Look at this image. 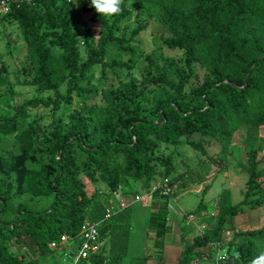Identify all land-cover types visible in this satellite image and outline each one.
Segmentation results:
<instances>
[{
	"label": "trees",
	"instance_id": "16d2710c",
	"mask_svg": "<svg viewBox=\"0 0 264 264\" xmlns=\"http://www.w3.org/2000/svg\"><path fill=\"white\" fill-rule=\"evenodd\" d=\"M147 1L124 0L121 14L112 16L111 23L91 6H84L83 12L92 13L90 21L99 24L105 32L98 50L84 41L89 58L83 64H80V38L71 29L73 14L63 0H32L31 6L40 8L39 11L12 2L10 12L3 16L17 22L26 45V60L33 74L28 84L52 92L53 96L25 100L13 109L12 114L0 111V139L14 138L19 146L18 155L4 157L0 154V264H39L13 254L12 245L28 241L40 257H45L52 253L48 245L62 235L75 237L82 225L103 219L106 209L88 196L81 174L90 180L99 178L111 190L126 187L130 181L141 182L148 190L155 178L163 175L164 186L154 189L150 195L153 211L147 227L153 239L154 259L162 260L164 239L171 230L167 222L169 199L186 193L192 185L205 182L204 173L211 171L213 162L200 161L195 167L172 176L175 172L173 158L170 154H156L157 144L165 147L186 144L206 156L202 142L206 139L221 147L215 159L224 162L232 138L240 128H264V32L257 33L255 28L249 27L255 5L260 0H190L191 6L181 3L163 7L166 17L163 24L171 34L163 44L183 52L184 68L177 82L168 79L157 65L159 75L145 80L147 84L165 86L174 94L167 93L155 100L145 112L137 102L138 86L129 82L124 93H104L103 106L70 116L66 130L59 124L54 125L52 133L44 137L43 142L37 140L32 129H26L18 136V124L29 119L30 111H58L62 103L71 104L72 94L81 91L79 83L86 79L91 67L100 65L103 74L109 68L130 67L127 63H105L106 45L113 43L121 52L133 53L127 43L143 32L146 25L138 24L129 38L115 36V31L117 24L132 13L126 7L127 3L141 5ZM140 16L136 15L137 18ZM203 32L211 34L214 40L212 79L194 91L196 102L189 105L183 102L184 88L195 75V65L201 63ZM51 48L60 51V65L54 60ZM247 50L257 53L258 57L248 58ZM7 75L0 53V87L7 83ZM63 84L66 85L65 94L59 90ZM194 135L201 140H183ZM90 137H96V140L90 141ZM38 162H41L38 170L26 168L28 163ZM248 165L242 201L234 205L229 190L222 191L214 227L186 245L176 264H191L199 248L220 243L222 231L243 208L255 210L263 205L264 192L259 181L262 173L258 171L255 152L249 153ZM13 184L16 185L14 191ZM210 189L209 185L204 187L201 200L191 215L204 210L203 198ZM19 196H28L29 201L46 199L49 205L42 211H32L19 203L15 206L14 217L5 219L12 199ZM130 230L131 208L114 212L100 230L102 240L109 243L107 254L104 256L102 251L90 258L89 264H119L127 254ZM257 235H264V227L239 233L237 236L246 239L232 251L227 248L225 264H250L258 256L254 242Z\"/></svg>",
	"mask_w": 264,
	"mask_h": 264
},
{
	"label": "rangeland",
	"instance_id": "374dc122",
	"mask_svg": "<svg viewBox=\"0 0 264 264\" xmlns=\"http://www.w3.org/2000/svg\"><path fill=\"white\" fill-rule=\"evenodd\" d=\"M26 5L33 10L39 11L40 8L31 6L28 0H12ZM68 9L73 14L71 29L80 38V64L85 63L89 58V52L84 44L87 40L94 50H98V45L103 37L105 30L99 25L90 21L92 13L83 12L84 6H90V0H78V7L75 0H63ZM181 3L191 6L190 0H148L145 4L134 5L133 2L127 3L126 7L131 10V15L117 24L115 36L129 38L130 33L138 24L146 25L143 32L138 33L133 41L127 44L132 47L133 53L121 52L116 44L106 45V55L104 62L107 64L127 63L129 68L115 67L106 69L102 73L100 65L89 69L87 77L79 83L81 91L72 94V103H62L58 111L51 109H37L30 111V117L26 121L18 124V136L26 129H32L39 142H43L44 137H49L56 124L62 126L64 130L69 125V117L86 111L91 107L104 105L103 94L114 92H125V86L129 82H135L138 86L137 102L141 108L147 112L155 100L164 97L167 93L174 94L172 90L165 86L145 83L146 79L159 75L155 65L160 67L168 79L177 82L179 75L183 71V52L178 49H170L163 44V40L171 37L164 27L163 7L178 6ZM131 6L129 7V5ZM31 6V7H30ZM264 0H260L255 5L254 17L250 28H255L258 32H264ZM137 14H141L139 18ZM116 16V15H115ZM108 22H112V17H106ZM249 24V23H248ZM247 24V25H248ZM214 40L211 34L203 32L201 39V63L195 65V75L187 82L184 88L183 102L195 104L194 91L207 85L212 79L211 67L214 61L212 48ZM54 60L60 65L61 53L57 48H51ZM27 48L23 42L21 32L16 21H9L0 16V53L7 67V83L0 87V111L12 114L13 109L25 100H30L36 96L47 98L52 97L53 93L42 91L35 86L28 84L33 79L27 60ZM248 58L258 57V54L246 51ZM149 56V58H147ZM60 93H66V85L60 86ZM128 103V102H127ZM130 105V103H129ZM90 141L96 137H90ZM185 140L199 141L198 136H189ZM207 152L202 156L197 151L191 149L186 144L173 147H165L157 144L156 154H170L173 158L175 172L172 176L183 173L187 168L195 167L200 161H212L211 171L204 173L205 182L200 185H192L190 189L169 199L168 225L170 233L165 236L164 247L162 250V260H155L152 237L148 233V219L153 211L150 208V195L154 189L163 187L165 179L162 174L158 175L151 183L148 190L143 188L141 182L130 181L126 187H119L111 190L97 178L90 180L84 174L80 175L85 184L88 196L102 204L111 212L120 211L125 207L131 208V230L128 240L127 254L119 264H136L143 261L144 264H176L183 248L188 245L195 237L202 236L205 231L213 228L214 218L218 212V197L224 190H229L232 204L236 205L243 199L245 183L248 179V160L249 153L255 152L258 162V171L262 173L260 178L261 189L264 192V128L246 126L240 128L233 136L229 147L226 161L218 162L215 156L220 152L221 147L214 142L202 140ZM0 154L2 156L18 155L19 146L14 138L0 139ZM79 154V153H78ZM80 159L84 161V157ZM38 163H28L26 168L38 170ZM211 163V162H210ZM160 170V169H159ZM161 171V170H160ZM14 181V179H13ZM211 189L203 198L204 210L197 215L191 212L198 206L201 200V193L205 186ZM13 184L12 191L15 189ZM23 203L32 211H42L49 205V200L34 199L28 200V196L14 197L10 203L9 210L4 216L5 219L14 217L15 206ZM264 227V203L255 210H243L228 224L220 235L219 242L224 248L230 251L245 236H237L239 233L254 232ZM107 242V241H106ZM105 242V246L109 243ZM254 242L258 248V255L264 251V235H257ZM174 243V244H172ZM201 247L198 255L194 256L191 264H214L213 246ZM13 254L23 258L25 261H38L39 264H64L58 252L40 257L38 250L25 241L23 244H13L11 247Z\"/></svg>",
	"mask_w": 264,
	"mask_h": 264
},
{
	"label": "built area",
	"instance_id": "2783aa9c",
	"mask_svg": "<svg viewBox=\"0 0 264 264\" xmlns=\"http://www.w3.org/2000/svg\"><path fill=\"white\" fill-rule=\"evenodd\" d=\"M32 0H28L31 2ZM12 0H0V16H5L10 12ZM166 182V180H165ZM114 212L105 211L103 219L97 223L84 224L75 237L62 235L57 241L48 245L52 252H58L62 257L64 264H89L90 258L102 254L105 256L108 251V245L105 246L106 240L100 236L101 228L106 225ZM107 243V242H106ZM214 264H225L228 259L227 248L221 244L213 245ZM225 256L226 259L217 260V256Z\"/></svg>",
	"mask_w": 264,
	"mask_h": 264
},
{
	"label": "clouds",
	"instance_id": "9594fccd",
	"mask_svg": "<svg viewBox=\"0 0 264 264\" xmlns=\"http://www.w3.org/2000/svg\"><path fill=\"white\" fill-rule=\"evenodd\" d=\"M124 0H90V6L95 9V12L103 17H112L115 15H120L122 12L121 5ZM75 4L78 7V0H75ZM131 4L129 5V7ZM238 257V254H237ZM225 256L218 254L217 260L226 259ZM250 264H264V251L251 260Z\"/></svg>",
	"mask_w": 264,
	"mask_h": 264
},
{
	"label": "crops",
	"instance_id": "0c3cea01",
	"mask_svg": "<svg viewBox=\"0 0 264 264\" xmlns=\"http://www.w3.org/2000/svg\"><path fill=\"white\" fill-rule=\"evenodd\" d=\"M168 208H169V206H168ZM172 244H174V243H172Z\"/></svg>",
	"mask_w": 264,
	"mask_h": 264
}]
</instances>
